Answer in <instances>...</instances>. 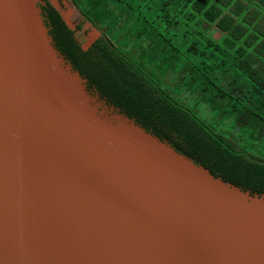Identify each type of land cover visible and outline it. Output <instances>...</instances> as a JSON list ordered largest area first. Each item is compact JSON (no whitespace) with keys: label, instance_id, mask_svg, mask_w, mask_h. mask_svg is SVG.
<instances>
[{"label":"water","instance_id":"water-1","mask_svg":"<svg viewBox=\"0 0 264 264\" xmlns=\"http://www.w3.org/2000/svg\"><path fill=\"white\" fill-rule=\"evenodd\" d=\"M49 1L84 49L103 34L74 0ZM38 3L0 0V264H264V193L90 90Z\"/></svg>","mask_w":264,"mask_h":264},{"label":"trees","instance_id":"trees-1","mask_svg":"<svg viewBox=\"0 0 264 264\" xmlns=\"http://www.w3.org/2000/svg\"><path fill=\"white\" fill-rule=\"evenodd\" d=\"M74 2L103 31L88 49L49 0L38 7L89 89L215 176L264 193V0ZM168 74L216 119L179 101Z\"/></svg>","mask_w":264,"mask_h":264},{"label":"rangeland","instance_id":"rangeland-1","mask_svg":"<svg viewBox=\"0 0 264 264\" xmlns=\"http://www.w3.org/2000/svg\"><path fill=\"white\" fill-rule=\"evenodd\" d=\"M214 36L216 37V38H219L220 36H221V34L219 33V32H214ZM172 78H173V75H171V74H168L166 77H165V81L167 82V83H169V84H171L177 91H179V92H181L182 90L179 88V87H177L176 86V84H177V80H172ZM184 96H187V99L190 101V103L197 109V111L200 113V115L202 116V118L204 119V120H206V121H208V122H210L209 120H211V119H216V117H215V115L214 114H212L211 113V111H210V109L208 110L207 108H206V104L205 103H203V102H200V101H198V99H197V96H188L187 95V93H186V91H183V93H182ZM202 109H203V111H205V112H207L206 114H207V116H206V114L202 111ZM230 126H233V123H231V122H229V124H224L223 125V123H219L218 124V127H222V128H224V130H226V128H229Z\"/></svg>","mask_w":264,"mask_h":264}]
</instances>
